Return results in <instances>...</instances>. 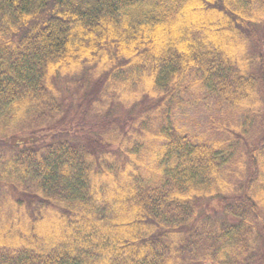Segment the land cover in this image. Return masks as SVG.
Wrapping results in <instances>:
<instances>
[{
  "label": "trees",
  "instance_id": "16d2710c",
  "mask_svg": "<svg viewBox=\"0 0 264 264\" xmlns=\"http://www.w3.org/2000/svg\"><path fill=\"white\" fill-rule=\"evenodd\" d=\"M0 264H264V0H0Z\"/></svg>",
  "mask_w": 264,
  "mask_h": 264
},
{
  "label": "rangeland",
  "instance_id": "374dc122",
  "mask_svg": "<svg viewBox=\"0 0 264 264\" xmlns=\"http://www.w3.org/2000/svg\"><path fill=\"white\" fill-rule=\"evenodd\" d=\"M117 112L118 113L122 112V110L117 109ZM92 118L93 117H91L90 119H87L86 124H89V125H85V127H86L85 129H89L90 122L93 121ZM95 120H96V117H95ZM77 123H78V121L76 119L72 122V125H71L72 130H74V128H76L78 126ZM206 210L209 213L210 217L213 219V221L219 220V222L223 221V222H226L227 224H231L232 222L236 221V219L233 216L225 213V209L222 206L220 199L210 200Z\"/></svg>",
  "mask_w": 264,
  "mask_h": 264
}]
</instances>
